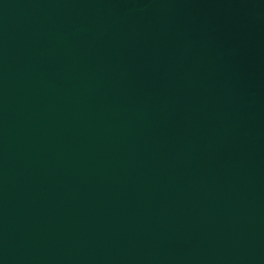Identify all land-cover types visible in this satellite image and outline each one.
<instances>
[{
  "label": "water",
  "instance_id": "95a60500",
  "mask_svg": "<svg viewBox=\"0 0 264 264\" xmlns=\"http://www.w3.org/2000/svg\"><path fill=\"white\" fill-rule=\"evenodd\" d=\"M0 264H264V0H0Z\"/></svg>",
  "mask_w": 264,
  "mask_h": 264
}]
</instances>
